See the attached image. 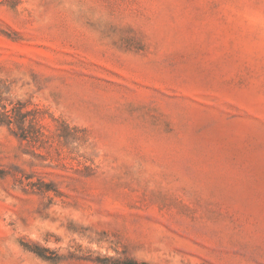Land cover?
Returning <instances> with one entry per match:
<instances>
[{
  "label": "rangeland",
  "instance_id": "obj_1",
  "mask_svg": "<svg viewBox=\"0 0 264 264\" xmlns=\"http://www.w3.org/2000/svg\"><path fill=\"white\" fill-rule=\"evenodd\" d=\"M12 108L0 264H264V0H0Z\"/></svg>",
  "mask_w": 264,
  "mask_h": 264
},
{
  "label": "trees",
  "instance_id": "obj_2",
  "mask_svg": "<svg viewBox=\"0 0 264 264\" xmlns=\"http://www.w3.org/2000/svg\"><path fill=\"white\" fill-rule=\"evenodd\" d=\"M13 110L14 108L0 112V124L1 125L10 126L13 123L11 119L12 116L10 114V112H13Z\"/></svg>",
  "mask_w": 264,
  "mask_h": 264
}]
</instances>
